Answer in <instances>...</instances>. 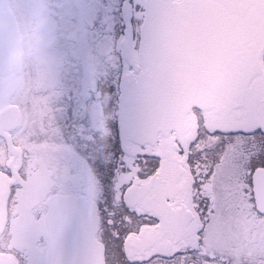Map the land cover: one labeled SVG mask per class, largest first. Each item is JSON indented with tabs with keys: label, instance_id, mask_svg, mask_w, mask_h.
I'll list each match as a JSON object with an SVG mask.
<instances>
[{
	"label": "snow or ice",
	"instance_id": "6c2138e0",
	"mask_svg": "<svg viewBox=\"0 0 264 264\" xmlns=\"http://www.w3.org/2000/svg\"><path fill=\"white\" fill-rule=\"evenodd\" d=\"M29 4L0 0V50ZM49 18L0 83V264H264V0H49ZM208 74L220 102L168 127Z\"/></svg>",
	"mask_w": 264,
	"mask_h": 264
},
{
	"label": "water",
	"instance_id": "95a60500",
	"mask_svg": "<svg viewBox=\"0 0 264 264\" xmlns=\"http://www.w3.org/2000/svg\"><path fill=\"white\" fill-rule=\"evenodd\" d=\"M22 42L18 20L12 27L8 38L0 50V80L9 75L22 76ZM220 75L208 74L189 81L180 91L172 96L166 105L165 122L172 129H179L183 119L193 106L209 107L220 102ZM47 204V200H46Z\"/></svg>",
	"mask_w": 264,
	"mask_h": 264
},
{
	"label": "rangeland",
	"instance_id": "374dc122",
	"mask_svg": "<svg viewBox=\"0 0 264 264\" xmlns=\"http://www.w3.org/2000/svg\"><path fill=\"white\" fill-rule=\"evenodd\" d=\"M22 34L24 36V43L22 46V60L24 69L30 61H32L40 50L45 46L48 39L49 31V0H30L29 6L18 17ZM17 18V20H18ZM24 73V70H23ZM17 78L14 75H9L8 78L2 79L6 88H11L17 85L23 78ZM110 116L106 112H101L99 109L90 112L89 123L93 130L101 129V134H109L107 130L109 127ZM54 172V169H53ZM49 186L54 184L53 180H48ZM42 193L35 197L37 206L41 203ZM41 206H43L41 204Z\"/></svg>",
	"mask_w": 264,
	"mask_h": 264
},
{
	"label": "flooded vegetation",
	"instance_id": "af4514ba",
	"mask_svg": "<svg viewBox=\"0 0 264 264\" xmlns=\"http://www.w3.org/2000/svg\"><path fill=\"white\" fill-rule=\"evenodd\" d=\"M193 122H194V117H193V115H192V110H191L189 113H187V114L185 115V117H184V119H183V122H182V126H181L179 129H175V130H177V131L182 130L184 127H186L187 125H189V124H191V123H193ZM92 129H93V128H92ZM107 130L110 131V128L108 127ZM94 131H95L96 133L99 134L100 138L103 137V134H101V129L94 130ZM53 174H54V172H53ZM41 198H42V199H41L42 201H41V203H39L40 205H38V207L43 208V207H45V206L47 205L43 193H42ZM41 204H42L43 206H41Z\"/></svg>",
	"mask_w": 264,
	"mask_h": 264
},
{
	"label": "trees",
	"instance_id": "16d2710c",
	"mask_svg": "<svg viewBox=\"0 0 264 264\" xmlns=\"http://www.w3.org/2000/svg\"><path fill=\"white\" fill-rule=\"evenodd\" d=\"M109 135H110V133L109 134H106V135H103V137H102V139L105 141V144L107 142V138H108Z\"/></svg>",
	"mask_w": 264,
	"mask_h": 264
}]
</instances>
